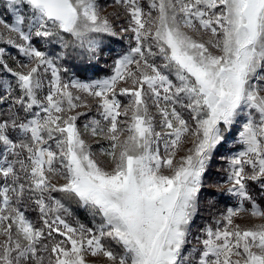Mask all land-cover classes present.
I'll return each mask as SVG.
<instances>
[{
	"label": "snow or ice",
	"instance_id": "obj_1",
	"mask_svg": "<svg viewBox=\"0 0 264 264\" xmlns=\"http://www.w3.org/2000/svg\"><path fill=\"white\" fill-rule=\"evenodd\" d=\"M110 6L0 0V45L23 58L10 67L0 46L13 78H0V264H264V206L251 191L264 195V0ZM69 49L88 63L66 65ZM105 51L111 71L98 75ZM228 133L240 148L217 187L237 203L196 229ZM56 194L93 226L70 223Z\"/></svg>",
	"mask_w": 264,
	"mask_h": 264
},
{
	"label": "rangeland",
	"instance_id": "obj_2",
	"mask_svg": "<svg viewBox=\"0 0 264 264\" xmlns=\"http://www.w3.org/2000/svg\"><path fill=\"white\" fill-rule=\"evenodd\" d=\"M100 3L106 8L105 14L113 13L117 11L116 8L111 7L113 4V0H100ZM104 44L106 47H113L116 51H120L121 49L127 50L129 47V41L126 37H106L104 38ZM7 49L6 52V60L10 67L16 66V60L23 59L17 54L15 49L8 47L7 45H0ZM51 48L53 50L59 51L58 45H52ZM71 53V49H69ZM78 57L79 59L86 60V57L77 56L75 53H71L70 57ZM104 60H109V53L105 51L102 53V59L98 61H92V64H95L97 67H103L104 72L99 75H107L110 74V67L107 64H104ZM89 75H93V73H89ZM0 78L11 80L6 72L0 69ZM230 137L228 143L221 150L220 155H214L213 160L210 162L209 169L205 174L204 183L205 187L202 189V194L199 202V210L197 213V217L194 221L196 229H202L205 225L212 224L214 220L219 217L223 211L228 207H233L237 201L235 198H229L224 196L217 185H227V176H228V158L233 154L234 151L238 150L240 146L237 144L236 139L238 137V133H228L226 134ZM104 143V142H101ZM91 146L94 151L99 148V144L94 140L91 141ZM256 189L255 186H253ZM252 187V189H253ZM253 189V190H254ZM258 189V188H257ZM259 191V189H258ZM57 198H61L62 202H64L65 206L69 209L70 215L66 216V219L75 224L77 221L85 224L88 227L93 226V218L85 212L72 198L63 197L61 194H56ZM262 195L259 191L258 196ZM247 206V205H246ZM98 220V218H97ZM236 223L241 225L251 226L253 224H259L261 221L253 220L248 217L237 218ZM95 264H104L102 258H91Z\"/></svg>",
	"mask_w": 264,
	"mask_h": 264
},
{
	"label": "trees",
	"instance_id": "obj_3",
	"mask_svg": "<svg viewBox=\"0 0 264 264\" xmlns=\"http://www.w3.org/2000/svg\"><path fill=\"white\" fill-rule=\"evenodd\" d=\"M98 62H99V61H98ZM65 63H66V65H68V66L75 65V66L79 67V66H81V65L87 64L88 61H87V59H86V60H84V59H79L78 57L73 56V57H70L69 59H67V60L65 61ZM96 67H97V66H96ZM102 72H104V68H103V67H97V74L99 75V74H101ZM253 189H254V187H253ZM253 189H251V191H252L253 195L255 196L257 202H258L259 204H261L262 206H264V195H260V196H258V194H259L258 189H257V188L254 189V190H253ZM27 214H28L30 217H32L34 220H35L36 217H37V213H35V212L31 211V210H29Z\"/></svg>",
	"mask_w": 264,
	"mask_h": 264
}]
</instances>
